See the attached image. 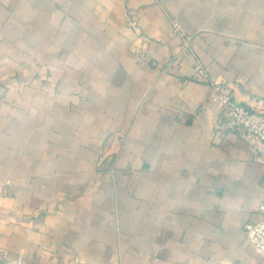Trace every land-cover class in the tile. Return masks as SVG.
I'll return each mask as SVG.
<instances>
[{
    "label": "crops",
    "instance_id": "crops-1",
    "mask_svg": "<svg viewBox=\"0 0 264 264\" xmlns=\"http://www.w3.org/2000/svg\"><path fill=\"white\" fill-rule=\"evenodd\" d=\"M198 66L264 111V0H0V264H264Z\"/></svg>",
    "mask_w": 264,
    "mask_h": 264
},
{
    "label": "built area",
    "instance_id": "built-area-1",
    "mask_svg": "<svg viewBox=\"0 0 264 264\" xmlns=\"http://www.w3.org/2000/svg\"><path fill=\"white\" fill-rule=\"evenodd\" d=\"M172 26L179 35H183L177 22L172 21ZM194 79L210 88L213 100L227 114L226 130L245 140L255 153L264 150V111L251 110L237 103L227 84L200 66L196 68ZM257 212L259 219L245 223L243 229L254 252L264 257V201L258 205Z\"/></svg>",
    "mask_w": 264,
    "mask_h": 264
}]
</instances>
